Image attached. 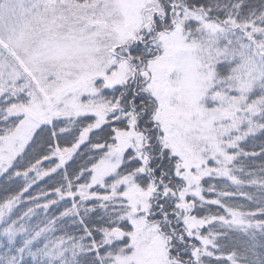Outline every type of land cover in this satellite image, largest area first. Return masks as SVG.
I'll list each match as a JSON object with an SVG mask.
<instances>
[{"label": "snow or ice", "instance_id": "6c2138e0", "mask_svg": "<svg viewBox=\"0 0 264 264\" xmlns=\"http://www.w3.org/2000/svg\"><path fill=\"white\" fill-rule=\"evenodd\" d=\"M258 133L264 0H0V264H264Z\"/></svg>", "mask_w": 264, "mask_h": 264}, {"label": "trees", "instance_id": "16d2710c", "mask_svg": "<svg viewBox=\"0 0 264 264\" xmlns=\"http://www.w3.org/2000/svg\"><path fill=\"white\" fill-rule=\"evenodd\" d=\"M264 142V136H261L259 133L257 134L256 139H249L245 144H243L242 146L245 148L246 151H253V145L254 144H260ZM258 151V149H255ZM83 151V150H81ZM89 156H91L92 154L89 153ZM87 157L81 158V157H77L76 161H75V165H79V164H83L86 163ZM244 165H246L245 171H252L255 173V177H249V178H258L260 176V166L262 163H264V160L261 159H246V160H242L241 161ZM51 183V181H48L47 179L43 180V181H38L36 185H33L32 189L30 190V195H36L37 192L41 189L44 188L45 190H47V185ZM22 184V178L20 181H18L17 183H10V184H5V182L3 180H0V198L4 197L7 193L4 191L5 188L9 189L10 191H16L18 190V186ZM243 191L248 192L251 195H259V189L255 186H250V185H245L243 188ZM44 201L41 200L39 201V203H43ZM229 203H238V204H244V205H250V201H247L245 197H235L232 200L229 201ZM31 205L25 204L23 207L24 209H26L27 207H29ZM62 210V209H60ZM244 210H249L248 207H246ZM221 212H223V210H220ZM45 215L43 210H39V217L43 218ZM35 222V220L33 221ZM57 235H59L60 233H56ZM232 240L234 243V246L237 248L238 251H243V246L245 243V240L247 237H245L242 233H233L232 234Z\"/></svg>", "mask_w": 264, "mask_h": 264}, {"label": "rangeland", "instance_id": "374dc122", "mask_svg": "<svg viewBox=\"0 0 264 264\" xmlns=\"http://www.w3.org/2000/svg\"><path fill=\"white\" fill-rule=\"evenodd\" d=\"M248 4L251 5V6H254V7H259L260 6V3H261V0H247ZM233 237V236H232ZM247 240V238H246ZM245 240V241H246Z\"/></svg>", "mask_w": 264, "mask_h": 264}]
</instances>
